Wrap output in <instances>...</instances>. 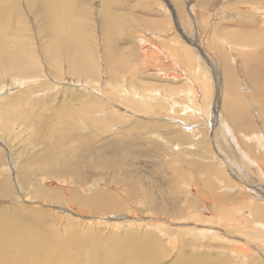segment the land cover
<instances>
[{"label":"rangeland","instance_id":"1","mask_svg":"<svg viewBox=\"0 0 264 264\" xmlns=\"http://www.w3.org/2000/svg\"><path fill=\"white\" fill-rule=\"evenodd\" d=\"M56 1L0 0V25L6 29L0 51L9 57L0 61V165L4 166H0V181L11 187L6 186L7 194L0 198V208H8L6 217L21 218L20 226L26 232H38L43 242H55L57 248L64 243L79 244L81 253L84 243L89 242L100 249L115 245L125 251L123 256H129L136 243L137 252L149 251V264H173L178 252L182 254L180 262H191L197 255L198 261L210 264H242V260L251 264L256 257L264 264V249L258 241L230 228L228 215L219 220L223 209L204 211L209 223L185 220L188 212L196 213L202 197L217 195L213 184L225 185L220 175L234 178L229 168L219 163V156L225 161L228 153L223 128L218 138L210 140L227 101L223 100L224 65L234 67L237 90L247 104L246 112L239 114L234 135H264V93L260 91L264 85L258 94L248 81L251 68L261 70L254 66L252 57L264 52V0H68V31L76 25V34L66 42V49L61 41L53 43L57 35L49 31L55 22L61 23ZM184 28L189 36L183 33ZM57 45L58 52L54 51ZM19 57L25 72L3 69ZM262 73L264 76V69ZM203 83L211 91L209 111L216 112L207 119L210 124L169 114L170 100L182 103L180 94L190 89L202 94ZM120 89L128 93L134 90L145 102L133 94L124 96ZM7 114L13 115L8 118ZM228 123L234 129L229 119ZM187 127L188 131H183ZM191 129L199 131L196 134ZM201 131L210 135L209 142L198 139ZM182 136L185 141L180 140ZM197 139L201 141L198 146ZM31 159L34 162L26 165ZM233 164L228 161L227 165ZM236 164L242 176L247 173L251 183L257 182L240 160ZM256 185L264 189V181ZM236 188L233 194L240 189ZM236 212L232 218L247 227L248 222L239 220ZM157 224L167 227L171 235L168 231L160 234ZM256 228L263 232L264 224ZM179 231L203 236L195 241L187 235L177 236ZM173 237L178 245L175 249L170 245ZM238 248L242 253H235ZM65 252L59 254L58 261L67 257L69 252ZM96 252L95 264H106L103 253ZM84 253L79 255L83 261L89 255ZM129 258L124 259L125 264L135 259Z\"/></svg>","mask_w":264,"mask_h":264},{"label":"bare ground","instance_id":"2","mask_svg":"<svg viewBox=\"0 0 264 264\" xmlns=\"http://www.w3.org/2000/svg\"><path fill=\"white\" fill-rule=\"evenodd\" d=\"M48 3L49 0H47ZM198 1H201L202 3L203 2H206L208 0H198ZM197 1V2H198ZM53 2V1H52ZM57 2V1H56ZM72 2V1H70ZM74 3V2H73ZM50 5V4H49ZM70 3L68 2V0H58L57 4H55V7H56V14H58L60 16V24L59 25H56V22L54 25H51V27L49 28V31H51L52 33L56 34L57 37L55 39V41L53 43H57L59 41H61L63 44H64V47L66 49L67 45L66 42L68 41H72V39H74L75 37V34H76V25H74V27L70 30H69V21H70V9L68 10V8L70 7ZM113 6V5H112ZM45 7V6H44ZM194 8V7H193ZM45 9V8H44ZM113 9H115L113 7ZM52 10V9H51ZM116 10V9H115ZM258 10H260L258 8ZM261 11V10H260ZM264 11V9L262 10ZM167 12H169L167 10ZM53 14V13H52ZM181 14V13H180ZM183 14V13H182ZM254 14V13H253ZM264 14V12H263ZM117 15V14H116ZM185 15V14H184ZM194 15V13H193ZM110 16V15H109ZM181 17V16H179ZM264 18V17H263ZM185 18H183V22H186L184 20ZM112 20V19H110ZM181 20V19H180ZM2 22V21H1ZM182 23V22H181ZM187 23V22H186ZM48 26V25H47ZM46 26V27H47ZM131 26V25H130ZM182 27H184L182 25ZM203 27V26H202ZM75 28V29H74ZM262 28V27H261ZM185 29V28H184ZM207 31V30H206ZM186 33L188 34V36L190 35L187 30L185 29V31L183 30V33ZM215 32V31H214ZM66 33V34H65ZM192 33V32H190ZM226 33V32H225ZM193 34V33H192ZM6 35V29H5V26L4 25H0V41L2 39V37H4ZM55 35V36H56ZM195 35V34H194ZM243 37V36H242ZM155 38V37H154ZM190 38V37H189ZM188 38V39H189ZM145 39V38H144ZM54 39H52L53 41ZM261 41V40H260ZM52 43V44H53ZM260 43V42H259ZM66 44V45H65ZM192 44V43H191ZM54 45V44H53ZM165 45V44H164ZM199 45V44H197ZM156 46V45H154ZM53 47V46H52ZM51 47V49H52ZM176 47V46H175ZM155 48V47H154ZM46 49V48H45ZM50 49V50H51ZM149 49V48H148ZM151 49V48H150ZM161 49V48H159ZM162 50V49H161ZM46 51V50H45ZM54 51H60L59 50V47L57 45V48L54 49ZM166 52V50L164 51ZM220 52H223V50H221ZM151 53V52H149ZM158 53V52H157ZM9 55V54H8ZM147 55V54H146ZM260 55V54H258ZM151 56V55H150ZM163 56V55H162ZM166 56V55H165ZM202 56V55H201ZM221 56V55H220ZM263 56H264V52H263ZM262 55L257 57L255 56L254 58L252 56V60L254 62V66L255 67H258V68H261L260 72H257L256 69H252L251 68V72L249 74L250 76V79H248V81H250V83L254 86V91H256L258 94H260L258 92V89H260V86H263L264 85V80L262 77L263 76V66H264V61L262 62L261 59L263 57ZM153 57V56H152ZM218 57V56H217ZM9 57L5 54H3V51H0V61H4V60H7ZM156 59V58H155ZM264 59V58H263ZM170 60V59H169ZM176 60V59H175ZM225 60V59H224ZM237 60V59H236ZM245 60V59H244ZM247 60V59H246ZM145 61V60H144ZM148 61V60H147ZM158 61V60H157ZM174 61V60H173ZM229 61V60H228ZM152 62V61H151ZM160 62V61H159ZM224 62V61H223ZM12 65L11 67L6 65L3 69L6 71L7 69H12V70H15V71H18V72H25L26 71V68L23 67L22 65V59L19 57L17 59H14L12 60ZM120 63V62H119ZM161 63V62H160ZM172 63V62H171ZM176 65L177 63L174 62ZM210 63V62H209ZM145 64H146V61H145ZM213 64V63H212ZM211 64V65H212ZM244 64H245V61H244ZM118 65V64H117ZM150 65V63H149ZM161 65V64H160ZM230 65V64H229ZM229 65H224L225 68H224V71H225V76H226V80H225V88H224V98L223 100H227L225 102H223V108H222V112H221V117H220V114H219V127L217 130H214V133L211 134L210 136V140L212 142V140L216 139L219 137L220 135V132L222 131L221 127L223 128L224 130V133H225V136H224V140L226 142L225 144V148L228 149V153H226L227 155V159L224 161V159L222 158V156H219L220 157V161L219 163L222 164H225V166L223 167H227L229 168L228 171L234 176L233 179H230L228 177H225L223 175H220L223 177L222 179V182H225V185H223V187H218L217 186H214L213 184V187L212 189L215 191V193L217 195H215L214 197H211V198H206V197H202L198 202V207L196 208V213H189L187 214V219L185 220H192L194 221V223L196 222V224H203V223H209V219L208 217L205 216V213L204 211H206V213H209L211 210L210 208L213 207V209L215 208V211L216 209H223L224 212H220L221 213V216L219 217V220L222 221L226 215L229 216V222L230 225L229 227L230 228H234L236 230V233L238 234H241V235H244L245 237H247L250 241H253L255 240L256 243L257 241L260 243L259 245H261L260 247L262 249H264V240H260L263 235H264V230L262 232V230H259L257 227V225L259 226L260 224H264V189L262 188H257V185L256 183L259 182V181H264V154H261L262 152H264V135L261 136V135H258L257 133L256 134H253L251 136H244L243 133L239 134V137L238 136H235L233 131L234 130H237L236 127L239 126V121L241 119V116L239 114H242V113H245L246 112V107L245 104L244 105V100L242 98V96L240 95V93L238 92L237 90V77L235 75V69L234 67H230ZM116 66V65H115ZM120 66V65H119ZM124 66V65H123ZM187 66V65H186ZM222 66V65H221ZM118 67V66H117ZM121 67V66H120ZM180 67V66H178ZM127 68V67H126ZM124 67V69H126ZM208 68V67H207ZM221 68V67H220ZM254 68V67H253ZM112 69V68H111ZM122 69V68H121ZM123 69V70H124ZM161 68H159L160 70ZM181 69V68H179ZM178 69V70H179ZM113 70V69H112ZM111 70V71H112ZM117 70V69H116ZM114 70V71H116ZM119 70V69H118ZM157 70H158V67H157ZM163 70V69H162ZM160 70V71H162ZM9 71V70H8ZM181 71V70H180ZM183 71V70H182ZM200 71V67L198 68V72ZM222 71V70H221ZM211 72V71H210ZM215 72V71H214ZM223 72V71H222ZM240 72V71H239ZM112 73V72H111ZM118 73V72H116ZM94 74V73H93ZM113 75V73H112ZM205 75V74H203ZM222 75V74H221ZM101 76V75H100ZM116 76V75H115ZM174 77V76H172ZM206 77V76H205ZM223 77V76H222ZM221 77V78H222ZM168 78V77H167ZM176 78V77H175ZM174 79V78H173ZM239 79V78H238ZM204 80V79H203ZM217 80V79H216ZM211 81V80H210ZM243 81V80H242ZM245 81V80H244ZM154 82V81H153ZM125 83V82H124ZM81 84V83H80ZM200 84V83H199ZM23 85V84H22ZM123 85V84H122ZM125 85V84H124ZM129 85V84H128ZM202 85H204V89L202 91V94H200L199 92H197V89H194L196 90V92L194 90H187V91H184L183 93L180 94V98H183L184 101L181 103V102H169V114L171 116H175L176 118H184L185 116V119L186 121H189L191 118L195 119H199L201 122L205 121L207 124L209 123L207 119H211L212 116L210 114H212L214 116V114H216V112L211 113V103H209L210 101V89L208 87V85L205 83H203ZM84 86H87V85H84ZM17 87V86H16ZM15 87V88H16ZM89 87V86H88ZM111 87V86H110ZM190 87V86H188ZM243 87H245L243 85ZM242 87V88H243ZM21 88V86H20ZM125 88H127L125 86ZM123 87V89H125ZM90 89V87H89ZM122 89V88H121ZM118 90L120 93L124 94V96H128L129 94H133L136 98L138 96V94L134 91H129L126 92V91H121ZM245 89V88H244ZM243 89V90H244ZM246 90L247 87H246ZM93 91V90H92ZM260 91L264 93V87L262 89H260ZM182 92V91H181ZM246 93V91H245ZM250 93V92H248ZM262 93V94H263ZM261 94V95H262ZM143 95V93H142ZM141 95V96H142ZM182 95V96H181ZM249 95V94H248ZM156 96V95H154ZM5 98L7 96H4ZM139 97V96H138ZM152 97V96H151ZM1 98V97H0ZM141 98V97H139ZM138 98V99H139ZM256 98H260V97H256ZM142 99V98H141ZM140 99V100H141ZM170 99H172V97H170ZM211 100H215L213 98H211ZM143 102L144 99H142ZM204 101L206 102V104L204 103ZM258 102V100H255ZM250 102V101H248ZM203 103V105H202ZM99 104V103H98ZM249 104V103H248ZM258 104V103H257ZM144 105V104H143ZM160 105H161V102H160ZM251 105V104H250ZM256 105V104H255ZM167 106V105H166ZM146 107V106H145ZM215 107V106H214ZM213 108V107H212ZM150 109V108H149ZM124 110V109H123ZM168 110V109H167ZM214 110V109H213ZM251 110V108L249 109ZM252 111V110H251ZM254 111V110H253ZM14 112V111H13ZM218 112V111H217ZM139 113V112H138ZM205 114V115H204ZM13 115V114H12ZM12 115H9L7 114L6 116L9 118L10 116ZM137 115V114H136ZM52 116V115H51ZM182 116V117H181ZM216 116V115H215ZM246 116V114L244 115ZM254 116V115H253ZM168 117V116H167ZM149 118V117H147ZM153 118V117H152ZM169 118V117H168ZM93 119V117H92ZM157 119V118H156ZM192 119V122H195L196 120H193ZM228 119L231 121V124L234 126V129L231 127V125L228 123ZM149 120V119H148ZM191 122V123H192ZM204 122V123H205ZM140 123V121H139ZM138 123V124H139ZM160 123V122H159ZM164 123H166L164 121ZM173 123V122H172ZM187 124L188 126V123H185ZM193 124V123H192ZM210 124V123H209ZM10 124H7L6 127H8ZM203 125V124H202ZM172 126V125H171ZM175 126V125H174ZM78 127V126H77ZM123 127V126H122ZM167 127V126H166ZM170 127V126H169ZM44 128H47V127H44ZM126 128V127H125ZM124 128V129H125ZM164 128V127H162ZM184 128V126H183ZM236 128V129H235ZM176 129V128H175ZM188 127L186 129H184L183 131H188L187 130ZM123 130V129H122ZM156 130V129H155ZM174 130V129H173ZM192 132L194 133H198L199 129L197 130H193L191 129ZM190 130V131H191ZM8 131V130H7ZM172 131V130H171ZM159 132V131H158ZM182 132V131H180ZM262 132V130H261ZM124 133V132H123ZM178 133V132H177ZM201 134L198 136V139H203L205 138L207 140V142H209L210 140L208 139L209 136L207 135L206 132H200ZM245 133V132H244ZM154 134V133H153ZM172 134V133H171ZM180 134V133H179ZM182 134V133H181ZM210 134V133H209ZM122 135V134H121ZM128 135V134H127ZM158 135V134H156ZM167 135V134H166ZM193 135V134H192ZM186 136V135H185ZM118 137V136H117ZM178 137V136H177ZM183 137V136H182ZM167 138V137H166ZM173 139L175 137H172ZM171 138V139H172ZM179 138V137H178ZM177 138V139H178ZM139 139V138H138ZM165 139V138H164ZM168 139V138H167ZM196 140V146H198V144L201 142L198 143L199 140ZM181 141H185L186 140V137H183V139H180ZM179 140V141H180ZM163 141V140H162ZM3 142H1L2 144ZM41 143V142H40ZM43 143V142H42ZM130 143V142H129ZM187 143V141H186ZM185 143V145H186ZM70 144V143H69ZM133 146V145H132ZM184 146V144H183ZM187 146V145H186ZM214 147V146H212ZM90 148V147H89ZM112 148V147H111ZM135 148V147H134ZM185 148V147H184ZM187 148V147H186ZM196 148V147H195ZM216 150L215 151H219V148H216L214 147ZM104 149V148H103ZM102 149V150H103ZM199 149V148H198ZM113 150V149H112ZM181 151V150H180ZM194 151V150H193ZM197 151V150H196ZM188 152V151H187ZM71 153V152H70ZM113 153V152H112ZM171 153V152H170ZM224 153V149H221V154ZM191 154V153H190ZM215 154V153H214ZM164 155V154H162ZM236 155H238V159H236L237 157H235ZM263 155V156H262ZM179 156V155H178ZM231 156V157H230ZM3 157V156H2ZM1 157V158H2ZM199 157V156H198ZM215 157V156H213ZM192 158H195L192 156ZM197 158V157H196ZM5 159V158H4ZM198 159V158H197ZM205 159V157H204ZM47 160V159H46ZM196 160V159H195ZM206 160V159H205ZM236 160H240V162H242L245 167L244 169L245 170H249V173H250V176L254 175L256 178H254L253 180H256L257 182L254 183L252 182L254 185H252L251 181H249L247 178V173L244 174L243 173V176H242V172L240 174V171H238V166L236 164ZM160 161V160H159ZM172 161V159H171ZM191 161V160H190ZM197 161V160H196ZM200 161V159H199ZM213 161V160H211ZM215 161V160H214ZM228 161H229V164L231 163V161L234 163L233 166H228ZM34 162V159L32 160H29L27 162L26 165H28L29 163H32ZM46 162V161H45ZM101 162V161H100ZM110 162V161H109ZM174 162V161H173ZM198 162V161H197ZM4 163V162H3ZM2 163V164H3ZM48 163V162H46ZM108 163V162H107ZM116 163V162H115ZM115 163H112L111 165L114 166L113 164ZM5 164V163H4ZM10 164V163H8ZM52 164V163H51ZM78 164V163H77ZM104 164V163H103ZM106 164V163H105ZM173 164V163H172ZM240 164V163H238ZM108 165V164H106ZM110 165V166H111ZM2 166V165H0ZM6 166V165H5ZM104 166V165H103ZM116 166V165H115ZM241 165H239L240 167ZM250 166H252V168H250ZM31 167V166H30ZM168 167V166H167ZM2 168H4V166H2ZM71 168V167H70ZM105 168H108L105 167ZM183 168V167H182ZM222 168V166H221ZM11 170V168H9ZM41 169V167H40ZM45 169V168H44ZM73 169V168H72ZM122 169V168H121ZM171 169V168H170ZM173 169V168H172ZM175 169V168H174ZM202 169V167H201ZM109 170V169H108ZM111 170V169H110ZM192 170V169H191ZM199 170V169H197ZM1 171V170H0ZM7 172V170H5ZM9 171V170H8ZM225 170L223 169V172ZM10 173L12 171H9ZM8 173V172H7ZM129 173V172H128ZM208 174V172H206ZM217 173V172H216ZM3 174V172H2ZM1 174V175H2ZM113 174V173H112ZM160 174V173H159ZM219 174V173H217ZM222 174V173H221ZM8 175V174H7ZM52 175V174H51ZM157 175V174H156ZM241 175V176H240ZM8 176H11L12 175H8ZM30 176V175H29ZM28 176V177H29ZM42 176V175H41ZM44 176V175H43ZM31 177V176H30ZM99 177V176H98ZM240 177V179H239ZM9 179H12L10 177H8ZM210 178V177H209ZM211 178H214V177H211ZM3 179V178H2ZM7 179V180H9ZM36 179V178H35ZM133 179V178H132ZM217 179V177H216ZM252 179V178H251ZM1 180V179H0ZM79 180V179H78ZM97 180V179H96ZM135 180V179H134ZM142 180V179H141ZM185 180V179H184ZM210 180V179H208ZM252 180V181H253ZM12 181V180H10ZM30 180H28L29 182ZM34 181V180H33ZM213 181V180H212ZM221 181V180H220ZM4 180H2V182L0 181V198L2 197H5V194H7V187L8 188H11L8 186V184L5 182ZM42 182V181H41ZM211 182V181H210ZM218 182V181H217ZM32 183V182H31ZM96 183V182H95ZM7 184V185H6ZM15 184V183H14ZM241 184V185H239ZM211 185V184H210ZM239 185V186H237ZM7 186V187H6ZM28 186V185H27ZM42 186V185H40ZM184 186V185H183ZM195 186V185H194ZM93 187V186H92ZM240 188L238 189L239 191L238 192H235L234 194L232 193L233 189L234 188ZM30 188V187H29ZM69 188V187H68ZM189 188V187H188ZM16 189V188H15ZM14 189V190H15ZM194 189V188H193ZM220 194H218L219 190H223ZM237 189V188H236ZM23 191V189H21ZM20 190V191H21ZM70 190V189H69ZM33 191V190H32ZM261 191L263 193H261ZM16 192V191H15ZM37 192V191H36ZM40 193H42V191H39ZM190 192V191H189ZM11 193V192H10ZM107 193V192H105ZM104 193V194H105ZM134 193V192H133ZM201 193V192H200ZM239 193V194H238ZM16 194V193H15ZM103 194V195H104ZM108 194V193H107ZM185 194V193H184ZM255 194V195H254ZM120 195V194H119ZM254 195V196H253ZM10 196V194H9ZM109 197V196H108ZM138 197V196H137ZM59 199V198H58ZM101 199V198H99ZM104 199V198H103ZM109 201V200H108ZM4 202V201H3ZM104 202V201H103ZM0 203H2V200L0 199ZM102 203V202H101ZM110 204V203H109ZM196 204V199L194 201V204H193V208L194 209V206ZM105 205V204H104ZM111 205V204H110ZM144 205V204H142ZM180 205V204H179ZM114 206V205H113ZM177 206V205H176ZM183 207V206H182ZM181 207V208H182ZM188 207V206H187ZM105 208V207H104ZM106 209V208H105ZM183 209V208H182ZM237 209V210H235ZM189 211V210H188ZM234 211H237L235 214L238 215L240 217L239 220H246L248 222V225L247 227H244L242 226L243 224H240L238 221H236L235 219L232 218V214L234 213ZM249 211V212H248ZM8 212V208H0V264H95L94 260H93V256L95 255L94 252L96 251H100L102 252L103 254H101L103 256V260H106V264H125L124 262V259L126 258H129V256H131L130 258L133 259L132 257H135L134 260H132L133 264H149L151 263V261L149 262V251L147 250H142L144 251L145 254H143V252H137V248L134 244V240L131 239V243L134 244L133 247L128 248V254L129 256L126 254L125 256H123V253L125 252L123 249V253L121 252L120 249L116 248L117 246L114 245V248L113 247H103L102 249L100 248H96L92 245L89 244V242L86 244L84 243V246H85V250L83 252H86L87 255L86 257H88L87 260L83 261V258H80L79 255L82 257V256H85L86 254H82L81 253V246L79 244H75L74 242H72L71 244H62L60 245V247L57 248V246L50 242V243H47V240L45 242H43L42 238L40 239L38 235L39 233H34L33 231H31L30 233L26 232V230H24L20 225L22 223V220L20 218L19 219H14L12 216V218H7L6 217V213ZM21 212V211H20ZM219 213V212H218ZM27 214V213H26ZM23 216V215H22ZM132 216V215H131ZM176 217V216H175ZM178 217V216H177ZM74 218H78V217H74ZM160 218V217H159ZM79 219V218H78ZM89 219V218H88ZM211 219V218H210ZM93 220V218H92ZM145 220V219H144ZM163 220V219H162ZM166 222V221H165ZM171 222V221H170ZM24 223V222H23ZM162 223V222H161ZM193 223V224H194ZM26 224V223H25ZM164 224V223H163ZM246 224V223H245ZM28 226V225H27ZM32 227V226H31ZM34 227V226H33ZM51 227V225H50ZM56 227V226H55ZM152 227V226H151ZM154 227V226H153ZM157 228H160L159 231H160V234H164L168 231V228L163 226V225H159L157 224L156 226ZM174 227V226H173ZM155 229V228H154ZM31 230V229H30ZM141 230V229H140ZM196 230V229H195ZM210 230V228H209ZM232 230V229H231ZM107 231V230H106ZM170 231V230H169ZM168 231V234L171 235V233H169ZM176 231V230H175ZM193 231H186V232H183V231H179L177 233V236L182 234V235H187V236H190L191 238H194L195 241L197 238H199V236H203L202 234L199 235L196 234V235H193L192 234ZM85 233V232H84ZM102 233V232H101ZM119 233V232H118ZM140 233V232H139ZM41 234V233H40ZM103 234V233H102ZM100 234V235H102ZM153 234V233H152ZM167 234V236L169 237V235ZM173 234V233H172ZM55 235V234H54ZM95 235V234H94ZM93 235V236H94ZM156 235V234H155ZM137 236V235H136ZM153 236V235H152ZM159 236V234H158ZM157 236V237H158ZM164 236V235H163ZM174 236V235H173ZM176 236V237H177ZM52 238V237H50ZM96 238V237H95ZM94 238V239H95ZM102 238V237H101ZM136 238V237H135ZM146 238V237H145ZM154 238V236H153ZM172 238V237H171ZM170 238V239H171ZM178 238V237H177ZM87 239V238H86ZM137 239V238H136ZM147 239V238H146ZM145 239V240H146ZM151 239V238H150ZM155 239V238H154ZM160 239V238H159ZM97 240V239H96ZM96 240H94L93 242H95ZM156 240V239H155ZM178 240V239H177ZM181 240V239H180ZM203 240V239H202ZM58 241V240H57ZM101 241V240H100ZM187 241V240H186ZM199 241V240H197ZM67 242H68V239H67ZM66 242V243H67ZM99 242V240H98ZM97 241L95 243H98ZM103 242V241H102ZM109 242V241H108ZM149 242V241H148ZM147 242V243H148ZM152 242V241H151ZM176 240L175 238L173 237V239L170 241V245L173 249L176 248ZM247 242V241H246ZM54 245H52V244ZM106 243V242H105ZM104 243V244H105ZM139 243V242H138ZM142 243V242H140ZM144 243V242H143ZM146 243V242H145ZM155 243V242H154ZM157 243V242H156ZM99 244V243H98ZM102 244V243H101ZM110 244V243H108ZM118 244V243H117ZM188 245V243H186ZM185 244V246H187ZM201 244V242H200ZM244 244V243H243ZM255 244V243H254ZM141 245V244H140ZM224 245V244H223ZM100 246V245H98ZM102 246V245H101ZM112 246V245H110ZM206 246V245H205ZM190 247V246H189ZM202 247V246H201ZM171 248V250H172ZM184 248V247H183ZM146 249V247H145ZM148 249V248H147ZM90 250V252H89ZM94 250V251H92ZM242 248H238L237 251L235 253H242ZM259 250V249H258ZM63 251L65 252L64 254L68 253L69 254H66L67 257H61V259L58 261V256L60 253H63ZM176 251V250H175ZM166 252V251H165ZM169 252V251H168ZM184 252V251H183ZM182 252V253H183ZM198 252V251H197ZM256 252V251H255ZM258 252H261V251H258ZM257 252V253H258ZM97 253V252H96ZM163 252H161L162 254ZM186 253V252H184ZM256 253V254H257ZM134 254V256H133ZM180 254L181 252H178V255L180 257ZM55 256L53 258H51V256ZM62 255V254H61ZM157 255V254H156ZM182 255V254H181ZM188 255V254H187ZM97 256V255H96ZM95 256V257H96ZM144 256V257H143ZM164 256V255H163ZM184 256H186L184 254ZM197 255H194L193 256V259L191 262H180L179 261V257L177 258L178 260L176 261L175 260V263L173 264H210V263H206V262H201V261H198V259H200V257L196 258ZM236 256V255H235ZM238 256V255H237ZM252 256V255H251ZM58 257V258H57ZM92 257V258H91ZM253 257V256H252ZM262 257V256H261ZM129 258V259H130ZM224 258V257H222ZM239 258V257H237ZM246 258V257H245ZM264 258V257H263ZM52 259V260H51ZM237 260V259H235ZM130 261V260H129ZM256 262V264H262L259 260L258 257H256L254 260H252V263L253 262ZM103 262V261H102ZM127 262V261H126ZM131 262V264H132ZM149 262V263H148ZM242 262V264H248V262H246L245 260H242L240 261ZM97 263H99L97 261ZM129 263V262H128ZM156 263V262H155ZM154 263V264H155ZM251 263V264H252ZM101 264V263H100ZM130 264V263H129ZM211 264H223V261L222 262H216V263H211ZM241 264V263H239Z\"/></svg>","mask_w":264,"mask_h":264}]
</instances>
